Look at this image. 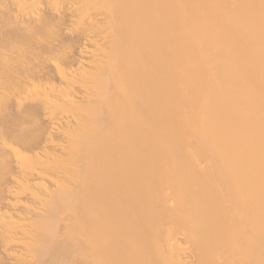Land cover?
<instances>
[{
    "label": "bare ground",
    "instance_id": "1",
    "mask_svg": "<svg viewBox=\"0 0 264 264\" xmlns=\"http://www.w3.org/2000/svg\"><path fill=\"white\" fill-rule=\"evenodd\" d=\"M0 264H264V0H0Z\"/></svg>",
    "mask_w": 264,
    "mask_h": 264
}]
</instances>
